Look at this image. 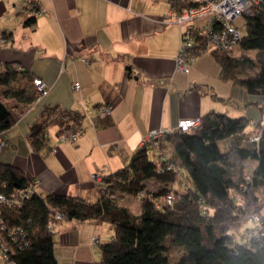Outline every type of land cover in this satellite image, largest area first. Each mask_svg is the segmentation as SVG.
<instances>
[{
  "label": "crops",
  "instance_id": "obj_1",
  "mask_svg": "<svg viewBox=\"0 0 264 264\" xmlns=\"http://www.w3.org/2000/svg\"><path fill=\"white\" fill-rule=\"evenodd\" d=\"M192 1L41 0L44 12L34 17L25 0H0V63L15 64L49 88L45 97L24 102L19 111L14 108V126L1 135L6 147L25 148V157L8 164L40 180L34 193L94 203L102 186L91 175L115 173L127 165L148 130H174L179 120L200 119L209 112L250 123L260 120L254 98L220 79V67L205 53L196 57L187 75L176 70L185 24L168 16L178 2ZM23 81L28 96L33 81ZM75 82L79 90L72 87ZM103 105L113 108L99 118L95 110ZM56 114L81 117L79 140L56 148L58 127L51 126L43 146L32 149L31 127ZM51 148L56 151L51 153ZM246 166L251 172L255 163ZM145 185L148 191L160 187L154 180ZM119 198L125 202L119 205L128 207L131 198ZM56 229L54 256L59 264H98V243L113 238L111 227L101 221L64 220Z\"/></svg>",
  "mask_w": 264,
  "mask_h": 264
},
{
  "label": "trees",
  "instance_id": "obj_2",
  "mask_svg": "<svg viewBox=\"0 0 264 264\" xmlns=\"http://www.w3.org/2000/svg\"><path fill=\"white\" fill-rule=\"evenodd\" d=\"M192 4L178 2L175 8L179 11ZM254 12L242 17L244 32L235 47L242 54L253 52L254 59L232 57L233 50L209 53L220 67V79L254 98L260 120L250 123L247 118L209 112L193 130L168 134L162 151L182 172L188 190L180 191L172 205H167L166 198L176 192V173H158L164 163L150 159V147L137 149L127 165L103 177L97 202L55 193L43 198L33 189L19 213L8 214L10 225L23 227L28 239L21 251L15 248V264H59L54 256V234L46 229L51 208L60 210L66 221H101L111 227L113 238L98 243V264H264V2ZM204 45H196L194 53H204ZM20 78L33 80L15 64L0 63L1 135L14 126L17 117L2 98L27 104L37 99L34 90L26 96L20 84L17 90L2 89ZM55 116L31 127L32 149L43 146L51 126L58 127L56 137L82 131L77 114ZM247 162L255 163L253 171L247 172ZM0 180L6 183L7 195L25 191L30 183L24 170L1 162ZM148 180L157 182L160 189L148 191ZM121 196L139 198L140 211L119 205ZM249 214L260 218L259 228H254ZM244 223L248 226L237 234Z\"/></svg>",
  "mask_w": 264,
  "mask_h": 264
},
{
  "label": "built area",
  "instance_id": "obj_3",
  "mask_svg": "<svg viewBox=\"0 0 264 264\" xmlns=\"http://www.w3.org/2000/svg\"><path fill=\"white\" fill-rule=\"evenodd\" d=\"M41 0H25L26 4L33 9L32 15L43 14L44 10L39 7ZM190 7H183L182 10H171L169 18L173 19L178 25L185 24L181 31L179 49L175 60V68L179 72L187 75L190 68L196 61L197 54L194 53L196 45L203 42L204 53L211 50L231 51L237 47L242 39L240 29L235 25V19L255 13L257 7L261 6L263 0H193ZM201 24L197 25V21ZM34 92H36L37 99H41L48 94L49 88L41 79L35 78L32 80ZM74 90H79V83L75 82L72 85ZM111 105H103L95 110L96 116L99 118H106L111 113ZM199 124V118L182 119L177 122L174 130L154 128L148 130L147 134L142 138L138 149L147 145L152 150L156 151V158L166 165L157 170L162 173L165 170L179 172V170L168 161V155L162 151V142L164 138L175 131L186 132L193 130ZM82 131L66 132L60 134L56 138V146L64 143L73 144L80 137ZM49 138L50 134L47 133ZM2 136L0 134V149L2 147ZM253 140H257L254 138ZM51 153H54L55 148H51ZM177 175V181H180L182 190H187L183 177ZM103 175L97 172L91 175L92 180L97 186H102ZM179 176V177H178ZM29 187L25 191H20L19 194L12 193L7 195L5 193L6 183L0 180V259L3 264H15L12 255L15 248H21L27 245L26 231L20 225L11 224L8 215L10 213H19L22 208V202L31 195L35 186L40 184L37 178H29ZM103 187V186H102ZM179 194L172 192L166 198L167 205H172L173 201L177 200ZM158 207V206H157ZM203 213L206 209L203 207ZM46 221V229L51 234L56 233V223L64 221V214L56 209L51 208L48 211ZM254 228L260 227V218L251 216ZM96 239V238H94ZM98 239V238H97ZM96 239V241H97ZM95 242V240H94Z\"/></svg>",
  "mask_w": 264,
  "mask_h": 264
},
{
  "label": "rangeland",
  "instance_id": "obj_4",
  "mask_svg": "<svg viewBox=\"0 0 264 264\" xmlns=\"http://www.w3.org/2000/svg\"><path fill=\"white\" fill-rule=\"evenodd\" d=\"M235 25L240 29V31L243 33L244 32V28H243V24H245L244 23V18H242V17H239V18H237V19H235ZM181 44V43H180ZM179 49V48H178ZM208 57L210 56L212 59H213V57H212V55L209 53V52H206L205 53ZM204 54V55H205ZM231 55H232V57L234 56V57H237V58H242V57H245V56H247V57H249V58H251V59H254L255 58V56H254V53L253 52H251V53H247V54H242L240 51H239V49L238 48H235V49H233V51H231ZM214 60V59H213ZM247 72L248 73H250V70H247ZM245 75H246V73H244ZM23 80H26V81H28L27 79H25V78H20L19 79V81H18V83H12V84H10L7 88L6 87H3L2 89H4L5 91H6V89H10V90H15L16 89V87H17V85L18 84H20V85H22L21 84V82L22 83H24L25 84V82L23 81ZM23 84V85H24ZM235 88V87H234ZM20 89H22V88H20ZM17 90V89H16ZM23 90V92H25V94H27L28 93V90H26V88H25V90L24 89H22ZM33 90V89H32ZM242 91H243V89H242ZM31 92H33V91H31ZM2 100H3V102H5V105L7 106V108L9 109V110H11L13 113H16L15 112V110H14V108L16 109L17 108V110L16 111H19L18 110V108H22L23 107V102H20V103H18V102H16L15 100H13V99H8V98H2ZM2 139V138H1ZM57 139V138H56ZM56 139H55V141H56ZM142 140V139H141ZM2 142V147L3 148H1L0 149V161L1 162H3V163H13L15 160H17V161H19L20 160V157H25V155H26V150H24L25 148H23V146H22V144H19V149H11L10 147H6L5 146V142L6 141H1ZM219 145L221 146L220 147V149H223V147L224 146H222V143L220 142L219 143ZM55 147H56V143H55V145H54ZM53 146V147H54ZM58 147V146H57ZM56 147V148H57ZM144 147H148L147 145H144V146H142L141 148H144ZM15 150H17V151H15ZM155 155H157L156 154V151H154V150H152L151 152H150V159H152V160H155L154 158H156L155 157ZM166 164L164 163V166H165ZM246 169H247V166H246ZM247 172H248V170H247ZM176 173H178V175L180 176H182L183 177V179H184V183H185V185H186V182H185V178H184V175L182 174V172H176ZM178 176V177H179ZM176 177H177V175H176ZM176 185L178 184L179 186H181L180 185V181L178 182L177 180H176V183H175ZM174 184V185H175ZM177 185V186H178ZM177 187V193L179 194L180 193V191H188V190H182V189H180L181 187ZM157 189L156 190H158V189H160V187H156ZM186 189H187V187H186ZM175 192V193H176ZM127 198H131L129 201H127L126 203H127V205H128V207L131 209V210H133V212L134 213H138L139 211H140V199L139 198H134V197H130V196H127ZM120 199V198H119ZM118 200V199H117ZM124 201L123 200H118V204H121V205H124ZM250 215V214H249ZM251 216V215H250ZM250 216H248L247 217V219L244 221V222H247V220H248V218L250 217ZM245 224L248 226V224L247 223H244L243 225H242V227H240L239 228V230H236L235 232L238 234V233H240V232H242V230H244L245 229ZM107 225V224H106ZM108 226V225H107ZM237 227L239 226V225H236ZM234 228V227H233ZM56 235V233L54 234V237H53V240H55V236ZM97 235L96 236H94V238H96L97 239ZM96 239H94L95 241H96ZM98 240V239H97ZM97 248V247H96Z\"/></svg>",
  "mask_w": 264,
  "mask_h": 264
}]
</instances>
